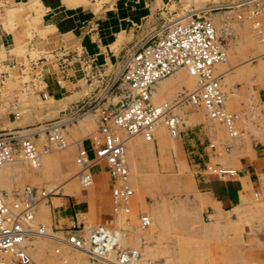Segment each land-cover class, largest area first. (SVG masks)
<instances>
[{
	"label": "crops",
	"instance_id": "0c3cea01",
	"mask_svg": "<svg viewBox=\"0 0 264 264\" xmlns=\"http://www.w3.org/2000/svg\"><path fill=\"white\" fill-rule=\"evenodd\" d=\"M213 2L219 3L203 8L222 5L220 0H0L1 72H4V59L16 58L13 48L17 44L26 42L25 57L29 56V51H33L35 58L39 59L33 66L37 83L30 86L31 90L26 89V97L31 98L36 111L29 117L13 110L15 119L9 121L13 124L7 127L1 125L0 132H30L32 138L40 132L46 134L43 127H40L41 124H38V119L46 115L53 119L56 113L86 96L87 85L92 84L97 77L106 88V99L101 101L104 107L100 110H114L115 103L121 101V93L114 95V101H111L113 96H107V93L120 75L121 65L127 54L147 34L161 33L164 26L179 14L190 13L191 9L197 7L200 10L201 6ZM31 4L38 9L35 20L31 19L34 15V10L29 8ZM26 32H30L31 36L28 37ZM46 52L50 55L46 56ZM36 69H41L42 72H36ZM175 73L166 83L191 84L193 76L188 72L179 69ZM22 90H13L16 94L12 98L15 107L31 106V103H25L26 100L19 99L22 96L17 93ZM251 90L246 101L238 91L231 93L233 103L228 105V110L237 115L234 136L226 134L222 123L210 120L207 112H204V116L208 120L196 111L185 113L182 121L188 124L189 119L198 118V126L188 129L178 126V133L172 138L167 137L162 124L155 125L150 139H144L141 134L125 136L126 151L132 154L174 151L177 160L186 162L193 179V203L199 209L198 221L206 220L214 224L225 220L228 211L243 207L251 193L255 195L264 188V77L257 80ZM128 93L129 89L126 94ZM223 93L226 98L224 91ZM26 116L35 120L34 126L26 122ZM216 130L220 135H217ZM96 133L97 131L87 134L76 141L77 145L88 151L89 156L92 155L89 137ZM120 133L124 137L122 131ZM68 135L70 142L62 150L67 151V172L77 146L72 143L74 132L70 131ZM216 151L225 153L220 155ZM209 162L232 168L234 173L218 175L209 172L205 168ZM50 164V157L44 155L33 180L40 173H46ZM89 171L96 179L89 189L81 187L77 192L70 193L68 190L67 193L48 196L46 205L54 226L65 228L72 221L84 224L86 214H92L93 195L95 192L102 193V178L107 179L108 174L105 163L102 164L101 160L92 163ZM2 174L1 168L0 176ZM147 263L152 264L151 260H147L145 264Z\"/></svg>",
	"mask_w": 264,
	"mask_h": 264
},
{
	"label": "rangeland",
	"instance_id": "374dc122",
	"mask_svg": "<svg viewBox=\"0 0 264 264\" xmlns=\"http://www.w3.org/2000/svg\"><path fill=\"white\" fill-rule=\"evenodd\" d=\"M235 1L238 0H220L222 5L213 8L205 9L203 7L219 2L207 3L201 6L200 10H198L199 7L191 9L197 14H203L212 19L217 34L224 44L227 61L220 65L223 72L220 75V83L225 92L224 106L227 110L230 109L228 105L233 103L232 92L238 91L246 101L255 82L264 77V40H260L253 33L248 19L237 18V7L229 6V2L232 4ZM29 8L34 10L31 19L35 20L38 9L34 7V4H31ZM187 14L181 13L175 19H181ZM26 34L28 37L31 36L30 32H26ZM13 51L16 53V58L4 59L5 66L2 67L4 72H1L2 69L0 70V126L3 127L13 124L9 122L15 119L13 110H18L19 113L29 115V117L36 111L34 110L36 107L30 101L31 98L26 97V89L31 90L30 86H35L37 83L33 66L39 59L35 58L36 55L33 51H29V56L25 57L26 42L15 45ZM45 55L49 56L50 53L46 52ZM182 70L186 71V69ZM36 72H42V70L36 69ZM175 74L170 73L154 83L152 92L154 102L171 101L179 94L193 89V77L189 85L166 83ZM126 86L127 84L120 74L108 89L107 96H113L111 101H114L116 100L114 95L121 93V100H124L123 94L128 92V86ZM18 88L23 89V92L17 93L22 96L19 99L26 100L25 103L28 102L27 105L31 103V106H14L12 98L16 94L13 90ZM87 91L86 96L67 109L56 113L55 118L51 119L49 115H46L38 119L40 127L55 119L64 121L65 140L67 144L70 142L68 134L73 131L74 141L72 143L74 146L77 145L76 141L83 136L95 133L100 108L104 107L101 101L106 99L104 96L106 88L97 77L92 81V84L87 85ZM119 102L120 100L114 106L117 107ZM30 107L34 109L32 110ZM42 107L40 106V108ZM177 107L174 110L179 116V127L187 129L198 126L197 121L199 120L198 118L189 119L186 124L182 121L186 116L185 113L196 111L201 113L202 117L204 112L206 113L202 106L192 105L186 101L179 103ZM207 117L209 118L208 115ZM207 117L204 116L205 119ZM26 122L34 126L35 120L28 118ZM161 123L167 137H174L168 134L165 125L163 122ZM223 128L228 135L224 126ZM219 133L217 132V135H220ZM33 136L41 153L40 162H43L44 155L51 159L48 170L44 174L40 173V176L33 180L40 164L38 167H32L20 154H15L14 160L0 166L3 172L0 176V192L8 201L20 196L24 187H33L38 198L34 222L41 223L45 227L44 230L49 231L50 225L53 227L54 225L51 223L46 205L48 196L67 193L68 190L70 193L77 192L82 187L77 177L79 166L74 163L75 151H73L71 167L67 172V151H62L67 145L57 147L48 142L46 134L41 132L39 135L34 134ZM212 144L214 143L212 142ZM216 152L220 155L225 153V151ZM126 159L128 177L133 188L129 212L123 213L114 207L108 192L109 178L107 177L105 180L102 178V193H94L92 214H86L83 229L96 224L120 227L125 232L121 245L140 250L141 261L138 264H145L147 260H151L152 264H264V188L255 195L251 193L243 207L239 206L232 212L228 211L225 220L211 224L206 220L205 222L197 220L200 217L199 209L193 203L194 184L190 176L191 171L184 160L176 159L174 151H162V153L150 151L137 154L126 151ZM210 161L212 162L213 159ZM101 163H105L103 159H101ZM30 175L32 178L28 177ZM95 182L96 179L92 176V182L86 188L89 189ZM53 184L56 185L55 189L47 191L45 196L39 194ZM139 212L148 215L149 224L147 227H140L136 223ZM127 220H130V224L126 222ZM27 249L32 260L38 264H89L84 253L69 247L63 246L59 253H54L52 241L46 236H32L28 240Z\"/></svg>",
	"mask_w": 264,
	"mask_h": 264
},
{
	"label": "built area",
	"instance_id": "2783aa9c",
	"mask_svg": "<svg viewBox=\"0 0 264 264\" xmlns=\"http://www.w3.org/2000/svg\"><path fill=\"white\" fill-rule=\"evenodd\" d=\"M229 6L237 7V18L248 19L253 33L264 40V0H238ZM224 58L225 47L212 19L195 11L170 21L162 33L147 34L121 65L120 74L129 93L114 110H100L97 133L89 137L92 155L89 156L84 147L76 146L74 163L79 166L80 185L84 188L92 182L89 166L103 159L114 207L128 213L133 188L128 177L124 137L118 130L124 135L140 133L150 139L154 124L160 120L168 134L175 136L180 120L174 108L183 101L203 106L209 117L223 124L228 135H235L237 115L225 108L220 74L214 70V64ZM178 68L193 75V89L171 101L154 102L153 84ZM63 122L55 119L43 125L48 142L58 146L65 143ZM15 154H20L31 165L38 163L39 151L30 132H0V163L11 160ZM205 168L218 175L234 173V169L216 164H206ZM36 200L33 187H24L20 196L8 201L0 194V264H38L26 249V241L36 235L48 237L54 253H59L63 246L82 251L89 264H136L140 254L135 248L118 245L119 231L114 227L96 224L83 229L82 222L72 221L68 227L50 225L49 231H45L44 225L34 222ZM136 219L140 227L149 224L144 212H139Z\"/></svg>",
	"mask_w": 264,
	"mask_h": 264
},
{
	"label": "bare ground",
	"instance_id": "6f19581e",
	"mask_svg": "<svg viewBox=\"0 0 264 264\" xmlns=\"http://www.w3.org/2000/svg\"><path fill=\"white\" fill-rule=\"evenodd\" d=\"M182 18H184V17H182ZM214 26H215V24H214ZM215 29H216V26H215ZM217 32V31H216ZM227 61V57H226V52H225V58L222 60V61H220V62H217V63H215L214 64V70H215V72H217V73H219L220 75H222L223 74V72H222V69L220 68V65L221 64H224L225 62ZM179 69H184V68H178V69H176L175 71H173V72H171L172 74L173 73H175L176 71H178ZM191 75V74H190ZM191 76H193V75H191ZM160 79H158L157 81H159ZM156 81V82H157ZM154 85V84H153ZM221 88H222V86H221ZM223 95H224V93H223ZM223 103H224V101H223ZM201 106V105H200ZM203 107V106H202ZM162 121H160V120H158L155 124H154V127H155V125L157 124H162L161 123ZM154 129V128H153ZM120 130V129H119ZM153 131V130H152ZM64 134V133H63ZM138 134H140V133H136V134H133V135H138ZM126 136H128V137H130L131 135H126ZM234 136V135H233ZM65 138V137H64ZM33 141H34V139H33ZM34 144H35V147L37 148V146H36V143H35V141H34ZM125 144H126V137H124V154H125V159H126V148H125ZM65 145H67V142H66V140H65V143L63 144V145H56L57 147H64ZM38 149V148H37ZM39 151V150H38ZM41 153L39 152V156H38V158H39V161H38V163L37 164H35V165H31V164H29L30 166H32V167H38L39 166V164H40V155ZM15 156V155H14ZM14 156H13V158L11 159V160H8V161H5V162H9V161H12V160H14ZM23 158V157H22ZM25 161H27L25 158H23ZM101 160V159H100ZM5 162H2V163H0V166L1 165H3ZM126 165H127V159H126ZM127 168H128V166H127ZM129 182H130V180H129ZM91 184V183H90ZM131 184V183H130ZM88 186V185H87ZM54 187H56V185H49L47 188H45V190H43L42 191V194L44 195L45 193H47V191H50V190H52ZM131 187H132V185H131ZM28 188H30V187H28ZM55 189V188H54ZM35 191V190H34ZM0 194H2L1 192H0ZM35 195H37L36 194V191H35ZM132 195H133V193L131 194V196H130V203H131V197H132ZM2 196H3V199L5 200V201H7L6 200V198L4 197V195L2 194ZM37 204H38V200H36V202H35V214H36V206H37ZM129 212V211H128ZM127 223H129L130 224V220H127L126 221ZM137 223V222H136ZM111 227H114V226H111ZM114 230L115 231H119V233L117 232V243H118V245L119 246H122L121 244H120V240L122 239V237H124L125 235H124V231L123 230H118L117 229V227H114ZM26 243H27V245H26V249L28 248V241H26ZM128 247H130V246H128ZM70 248V247H69ZM131 248H134V247H131ZM72 249H74V248H72ZM136 249V251L141 255V253H140V250L139 249H137V248H135ZM74 250H78V249H74ZM27 251H28V249H27ZM79 252H82V251H80V250H78ZM29 253V252H28ZM83 253V252H82ZM5 255H7V254H5ZM30 255V254H29ZM141 258L140 257H138V260H136V264L139 262V260H140Z\"/></svg>",
	"mask_w": 264,
	"mask_h": 264
}]
</instances>
